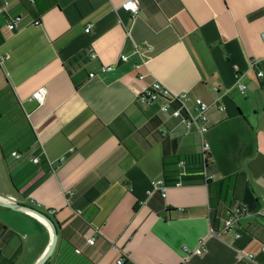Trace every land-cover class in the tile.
Here are the masks:
<instances>
[{
  "label": "crops",
  "instance_id": "0c3cea01",
  "mask_svg": "<svg viewBox=\"0 0 264 264\" xmlns=\"http://www.w3.org/2000/svg\"><path fill=\"white\" fill-rule=\"evenodd\" d=\"M125 2L0 0V111L19 103L37 137L0 146V196L54 221L42 264H264V0ZM155 82L209 105L204 136L139 102ZM52 238L0 205V264H36Z\"/></svg>",
  "mask_w": 264,
  "mask_h": 264
},
{
  "label": "built area",
  "instance_id": "2783aa9c",
  "mask_svg": "<svg viewBox=\"0 0 264 264\" xmlns=\"http://www.w3.org/2000/svg\"><path fill=\"white\" fill-rule=\"evenodd\" d=\"M123 8L127 11H130L132 14H137L139 12V0H126V2L123 4ZM20 20V16L13 17V19L9 22L8 27L11 30L16 29L19 25ZM34 24H40V20L34 21ZM89 31L90 26L86 28V32ZM91 56L95 57L96 54L92 53ZM122 58L124 60L127 59L126 56H122ZM104 69H110V66H107ZM257 75L260 78H264L263 71H258ZM91 76H94V74H92ZM237 88L242 93H245L247 87L243 83H238ZM48 93V88L46 86H41L33 93L32 97L38 102L43 103L48 96ZM138 100L140 103L148 106L159 104L160 112H162L167 117L179 119L180 122L184 125L186 133L196 131L204 136L208 130L207 111L209 109V105L202 98L195 99L194 112H192L187 108V104L190 101L189 95L187 93L178 94L171 92L162 83L155 82L151 87L146 88L142 91ZM205 148H208V143H205ZM14 154H16L17 156L19 155L17 153ZM38 160V158H34L35 162H38ZM155 186L156 189L162 192L164 196L166 195L167 188L162 179L157 180L155 182ZM68 202L71 203L70 197L68 198ZM238 212L242 213L243 210H239ZM78 213H80V211H78ZM234 221V218L227 220L226 229L231 228L234 224ZM94 242L95 241L92 238L90 240V244H94ZM202 251L203 242L201 241L195 252L201 253ZM252 257V255L248 256L249 259H251ZM118 264H125V259H119Z\"/></svg>",
  "mask_w": 264,
  "mask_h": 264
},
{
  "label": "trees",
  "instance_id": "16d2710c",
  "mask_svg": "<svg viewBox=\"0 0 264 264\" xmlns=\"http://www.w3.org/2000/svg\"><path fill=\"white\" fill-rule=\"evenodd\" d=\"M33 2L34 0H29ZM37 137L30 121L19 103H12L3 112L0 111V146L11 145L21 150H28L36 142ZM164 154L176 153L179 148L178 140L172 139L167 133L162 134ZM164 184H175L177 179H171L166 173ZM127 264V261L125 262Z\"/></svg>",
  "mask_w": 264,
  "mask_h": 264
},
{
  "label": "water",
  "instance_id": "95a60500",
  "mask_svg": "<svg viewBox=\"0 0 264 264\" xmlns=\"http://www.w3.org/2000/svg\"><path fill=\"white\" fill-rule=\"evenodd\" d=\"M6 199L7 198H4V197L0 196V205L1 206H6V207H11V208H16V209H18V208L25 209V210L35 214L36 216H38L42 220H44L50 226V228L52 229L53 238H52V243L50 245V248L48 249L46 254L36 264L44 263V261L48 258V256L52 252V250L54 248V245L56 243L57 236H58V229H57L54 221L46 213L40 211L39 209H37L35 207L26 206V205L20 204V203H18L16 201H7Z\"/></svg>",
  "mask_w": 264,
  "mask_h": 264
}]
</instances>
